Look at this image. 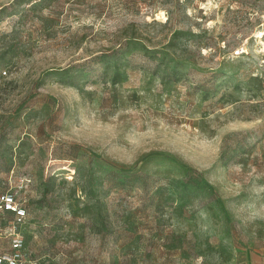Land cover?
Instances as JSON below:
<instances>
[{
    "label": "rangeland",
    "instance_id": "1",
    "mask_svg": "<svg viewBox=\"0 0 264 264\" xmlns=\"http://www.w3.org/2000/svg\"><path fill=\"white\" fill-rule=\"evenodd\" d=\"M8 188L37 264H264V0H0Z\"/></svg>",
    "mask_w": 264,
    "mask_h": 264
},
{
    "label": "built area",
    "instance_id": "2",
    "mask_svg": "<svg viewBox=\"0 0 264 264\" xmlns=\"http://www.w3.org/2000/svg\"><path fill=\"white\" fill-rule=\"evenodd\" d=\"M7 213H13V219L5 223ZM27 217V209L24 201L17 197L13 189L0 191V242H8L9 249L0 245V264H37L27 257L24 251V239L19 226Z\"/></svg>",
    "mask_w": 264,
    "mask_h": 264
},
{
    "label": "trees",
    "instance_id": "3",
    "mask_svg": "<svg viewBox=\"0 0 264 264\" xmlns=\"http://www.w3.org/2000/svg\"><path fill=\"white\" fill-rule=\"evenodd\" d=\"M23 0H18V2L20 3V2H22ZM3 12V11H2ZM193 178L191 177V176H187L182 182H186V183H188V182H198L199 180H192Z\"/></svg>",
    "mask_w": 264,
    "mask_h": 264
}]
</instances>
